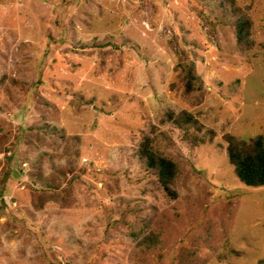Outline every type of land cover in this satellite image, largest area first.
Here are the masks:
<instances>
[{
	"label": "rangeland",
	"instance_id": "374dc122",
	"mask_svg": "<svg viewBox=\"0 0 264 264\" xmlns=\"http://www.w3.org/2000/svg\"><path fill=\"white\" fill-rule=\"evenodd\" d=\"M235 3L249 47L209 0H0V264H264V185L224 141L264 138V0Z\"/></svg>",
	"mask_w": 264,
	"mask_h": 264
},
{
	"label": "trees",
	"instance_id": "16d2710c",
	"mask_svg": "<svg viewBox=\"0 0 264 264\" xmlns=\"http://www.w3.org/2000/svg\"><path fill=\"white\" fill-rule=\"evenodd\" d=\"M209 2L211 3L209 10L220 11L222 17L236 18L233 23L236 42L241 46L249 47L252 43L251 23L247 15L236 5L235 0H209ZM196 80V76L188 68L183 77L186 94L195 90L193 85ZM165 119L181 130L197 125L193 116L186 111H181L178 114L167 111ZM224 141L228 163L239 183L251 188L263 186L264 138L256 136L247 140H237L226 135ZM137 154L145 169L154 175L155 181L164 195L175 199L176 191L173 189V185L177 175V166L172 160L153 150L150 133H146L141 138Z\"/></svg>",
	"mask_w": 264,
	"mask_h": 264
}]
</instances>
